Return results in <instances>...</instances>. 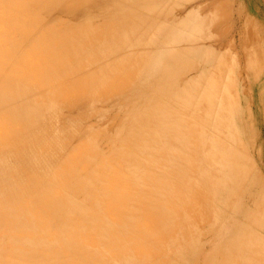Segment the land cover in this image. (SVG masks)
<instances>
[{"label":"rangeland","instance_id":"374dc122","mask_svg":"<svg viewBox=\"0 0 264 264\" xmlns=\"http://www.w3.org/2000/svg\"><path fill=\"white\" fill-rule=\"evenodd\" d=\"M0 141V264H264V0H0Z\"/></svg>","mask_w":264,"mask_h":264},{"label":"bare ground","instance_id":"6f19581e","mask_svg":"<svg viewBox=\"0 0 264 264\" xmlns=\"http://www.w3.org/2000/svg\"><path fill=\"white\" fill-rule=\"evenodd\" d=\"M41 1V0H39ZM48 1V0H47ZM13 1L11 2V5L10 7H12V4ZM10 4V3H9ZM10 11V10H9ZM123 33V32H122ZM117 34H121V33H117ZM116 34V35H117ZM122 35V34H121ZM119 35V36H121ZM122 37V36H121ZM124 38V37H123ZM115 39V38H114ZM118 39L120 40V38L118 37ZM117 37H116V40H118ZM122 40L118 41L121 43ZM71 52V51H70ZM66 57V56H65ZM64 57V58H65ZM69 57V56H68ZM59 59V58H58ZM63 59V58H62ZM62 61H65L64 59ZM58 62V61H57ZM56 62V63H57ZM60 62V61H59ZM60 65V63H59ZM52 68V67H50ZM50 71V69L48 70ZM47 81V80H46ZM219 81V80H218ZM215 83V82H213ZM213 90H212V93H210L209 95L212 97V100L211 101H216V98L217 101H220V107H219V115L221 113H223L224 111V108H223V103H222V95L221 93H219V85L216 86V84H213ZM224 96V95H223ZM210 98V97H209ZM225 101V100H224ZM214 103V102H213ZM30 105V104H29ZM23 106V105H22ZM31 106V105H30ZM46 106V105H45ZM233 106V104H232ZM29 107V106H28ZM209 113L213 111V107L210 106L209 108ZM37 112V111H35ZM32 114V113H31ZM36 114V113H35ZM159 116V115H157ZM14 117L16 118L15 120L17 121H23L25 120V118L21 115V113L16 110L15 111V114H14ZM160 117V116H159ZM158 117V118H159ZM157 118V117H156ZM155 119V118H154ZM158 120V119H157ZM156 119H155V122H158ZM41 122V121H40ZM31 129H35V127H25L24 126V129L23 128H17V127H14V130H15V134H17V136L21 139H25V146L26 148H31L28 150V153L29 154V158L30 160H32L34 157V160H39L40 163H35L37 167H39V165H46L47 163L43 162L45 159H48L47 156H48V153L46 156L42 155H38V154H41V150L43 149H40L39 146H38V142H36L34 140V136L36 135L35 132H33ZM165 129V128H164ZM175 127H174V131H175ZM164 131V130H163ZM161 131V133L163 132ZM169 134L171 133H174L173 130H168ZM41 133V132H40ZM164 133V132H163ZM166 133V132H165ZM178 133V132H175V134ZM168 136V134H166ZM174 136V135H173ZM169 137V136H168ZM179 139V138H178ZM199 140V139H198ZM214 139L211 140V143L213 142ZM0 143H5L4 141H0ZM195 143V142H194ZM208 144V143H207ZM212 145V144H211ZM210 145V147H211ZM200 147V146H199ZM7 147L3 146L0 144V149H3V151L6 150ZM25 148V149H26ZM202 148V147H201ZM213 148V147H211ZM196 149V148H195ZM208 149V148H207ZM10 150V148L7 149V151ZM213 150V149H210V151ZM40 151V152H39ZM11 152V150H10ZM225 152V150H224ZM228 151H226L227 153ZM209 153V151H208ZM229 153V152H228ZM35 154V155H33ZM210 154V153H209ZM223 154V153H222ZM208 155V154H206ZM214 155V154H213ZM212 155V156H213ZM226 155V154H225ZM211 156V158H212ZM230 156V155H229ZM217 158V157H216ZM208 160V159H207ZM212 162V161H210ZM214 162V161H213ZM216 163V162H215ZM168 164V163H167ZM166 165V164H165ZM17 174V170H15V168L9 164L7 161L4 160L3 156L0 154V180H4L5 178H11V177H16L17 180H19V177L16 176ZM148 176V175H147ZM149 177V176H148ZM147 177V178H148ZM163 180V179H162ZM161 181V180H159ZM153 185V184H152ZM19 187H26V183L24 182V180H21L20 181V185ZM161 187V186H160ZM159 187V188H160ZM153 188V187H152ZM153 191V190H152ZM151 193V192H150ZM160 193V192H159ZM146 195V194H145ZM148 195V194H147ZM137 197V196H136ZM142 197V196H141ZM148 197V196H147ZM161 197V196H160ZM127 198V197H126ZM132 198V197H131ZM144 198V196L142 197ZM157 198V197H156ZM145 199V198H144ZM149 199V198H148ZM155 200V199H154ZM162 200V199H161ZM163 201V200H162ZM131 202V201H130ZM155 202V201H154ZM158 202V201H157ZM136 203V202H135ZM160 203V202H159ZM110 205H112V203H110ZM141 205H144L143 203ZM54 206H57V205H51V211L53 212V214L55 215L57 213V209L54 208ZM162 206V205H161ZM42 207V206H41ZM142 207V206H141ZM155 207V206H154ZM136 209V208H135ZM132 212V210H131ZM92 216V214H90ZM163 218V217H162ZM166 219V218H165ZM30 221L33 223V226L30 224ZM41 221V219L39 218V215H38V212L36 213H31L30 216L28 217V220H27V223L29 224V227H30V230H26V229H21L20 233L23 234V235H32V237H35L37 238L38 240H42L43 237H46L48 235V233L46 232L47 229H44V226H46V223L45 222H39ZM95 226L96 224H98V220H95ZM164 222V221H163ZM137 224V223H136ZM163 225V224H162ZM133 225H131V229ZM168 226V225H167ZM96 229L98 230V232H96V234H98V236L100 238H102L104 240V248L102 250H100L99 254H88L84 249L82 250L81 248H76V249H73L71 247H69L68 245H71V241L70 240H67V238L70 237L69 233H68V230L67 229L66 233H64V237L63 239H60L62 241H59V242H53V243H48V241L46 240H43L41 241V244L39 245L38 247V250L39 251H42V252H45V253H49L50 251H52L53 253H56V259H58V261H56L57 263H61L62 261H67V264H104V262H109V264H118L120 259L119 258H116V255H113V252L115 251V253L119 252V251H123V247H126V243L127 242H131L132 240V236H129L128 238V241L127 242H123L122 240H120L116 235H115V232H113L111 229H110V226L106 227H99V225L96 227ZM172 230V229H171ZM141 231V229H140ZM74 232V231H73ZM133 232H136V227H135V230ZM155 232V231H154ZM146 233V232H145ZM155 237V236H154ZM66 238V239H65ZM153 238V236H152ZM65 239V240H64ZM37 240V241H38ZM107 242V243H106ZM161 242V241H160ZM53 244V245H51ZM68 246V247H67ZM55 249H53V248ZM71 248V249H70ZM135 249V248H133ZM131 249V250H133ZM141 249V248H140ZM112 251V255L110 254V252ZM130 252V251H129ZM107 253H109L107 255ZM102 257H105V259H102ZM128 264H135V261H129Z\"/></svg>","mask_w":264,"mask_h":264}]
</instances>
